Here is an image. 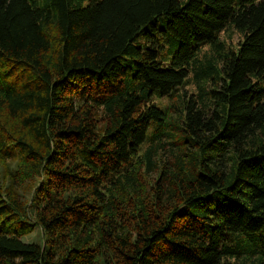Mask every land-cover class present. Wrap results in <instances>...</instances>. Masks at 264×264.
<instances>
[{"label": "trees", "instance_id": "16d2710c", "mask_svg": "<svg viewBox=\"0 0 264 264\" xmlns=\"http://www.w3.org/2000/svg\"><path fill=\"white\" fill-rule=\"evenodd\" d=\"M0 163V264H264V0H0Z\"/></svg>", "mask_w": 264, "mask_h": 264}, {"label": "rangeland", "instance_id": "374dc122", "mask_svg": "<svg viewBox=\"0 0 264 264\" xmlns=\"http://www.w3.org/2000/svg\"><path fill=\"white\" fill-rule=\"evenodd\" d=\"M223 38H225L226 42L230 44V46H235L237 44V42L240 40L241 38V33L234 30V29H230V30H227L223 33ZM186 89H188V91H194L195 87L193 85V83H188L186 85ZM164 104L168 103L170 100L168 98H163L161 100ZM0 170L1 171H5V163H0ZM33 184H34V181H29L27 182L25 185H24V188L22 189V192L25 194V195H29L30 192L32 191L33 189ZM39 237V234L38 232H34L32 233V235L28 236L27 239L28 240H36V238ZM241 261V260H240ZM242 264H248L247 262L245 263H242Z\"/></svg>", "mask_w": 264, "mask_h": 264}]
</instances>
